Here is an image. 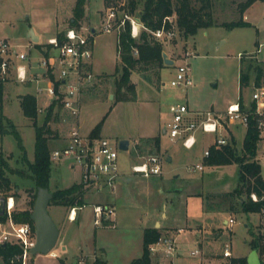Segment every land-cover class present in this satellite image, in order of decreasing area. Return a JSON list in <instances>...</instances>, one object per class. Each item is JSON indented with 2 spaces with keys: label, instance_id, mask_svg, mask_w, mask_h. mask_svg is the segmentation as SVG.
I'll list each match as a JSON object with an SVG mask.
<instances>
[{
  "label": "rangeland",
  "instance_id": "rangeland-1",
  "mask_svg": "<svg viewBox=\"0 0 264 264\" xmlns=\"http://www.w3.org/2000/svg\"><path fill=\"white\" fill-rule=\"evenodd\" d=\"M143 1H134L137 3L136 12L143 9ZM246 1L212 0L214 22L221 26L239 22L242 17L244 19L240 5ZM77 2L78 0H0V39L7 40L15 54H27L28 61L22 64L27 67L31 65L41 74L44 69H39L37 64L43 59L40 52L46 55L57 53L54 47L48 45L50 39L57 38L61 45L70 28L81 25L100 28L107 8L115 4L114 0H87L83 17L77 18L74 12ZM130 12L136 14L131 8ZM249 19L254 27L234 30L212 27L200 30L196 36L188 39L179 31L174 41L160 42L164 53L168 55V59L175 61V65L166 66L161 72V81L156 79L155 71H150L148 75L154 78V85L146 82L141 75L134 74L132 82L136 86V96L129 101H121L123 93L132 98V92L123 90L121 93L118 87L121 61L117 34L96 35L92 60L96 80L82 95L78 118H72L62 105L56 106L55 116L49 124L53 132L49 136V149L52 153L64 147L68 134L75 127L79 128L82 135L87 136L101 124L100 138L111 141L117 148L121 140L131 142L128 152L118 148L123 176L121 185L117 186L115 193L87 192L84 196L85 205L81 207L76 222L68 220L71 208L51 204L49 214L60 231L58 243L53 249L58 257L35 256L30 253L26 260L23 258V262L77 264L83 257L88 258V264H92L94 259L98 261L95 264H130L142 257L146 227L153 226L158 220L164 228L173 229L172 234L176 236L179 231L175 229L184 231L177 237V257L172 261L165 260L164 264H228L223 257L226 244L231 246L237 259H248L253 252L252 234L256 237L264 235L263 213L231 215L236 224L228 227L224 225V221L229 220L230 215L219 212L214 216L207 214L202 197L193 195L197 193L205 197L209 193L233 191L239 179L238 165L216 169L207 167L204 153L214 144L216 136L199 132L197 145L194 149L187 150L182 142H172L164 134V129L171 120L170 108L173 105L186 104L191 112L214 111L223 114L230 105L240 103L241 99L246 103L252 101L255 90L253 86L241 88V70L242 62L246 64L251 59L260 61L258 58L264 60V3L255 4L249 13ZM176 21L178 27L177 17ZM31 31L40 36L39 46L31 41ZM187 54L192 56L186 58ZM14 62L20 64L16 58ZM14 62L10 63L12 68L5 73L0 68V75L6 81L5 85L7 84L3 109L4 115L17 128L25 153L21 151L14 135L2 136L1 132L0 153L13 170L30 175L25 158L32 163L35 160L36 128L24 115L20 99L24 97L22 95L37 97V123L41 127L53 98L46 92L38 93L36 83H18L13 70ZM184 64L191 67L194 85L189 88L172 87L177 67ZM46 86V82L41 85L42 88ZM6 129L10 131L7 125ZM228 134L232 142L235 141L232 147L241 153L247 128L237 124L227 125L223 135ZM143 136H156L160 142V151L154 143H148L145 139L135 142ZM154 156L162 158L160 175L144 177L133 173L134 165ZM168 157H172L173 161L168 162ZM257 158L264 178V139L258 145ZM71 165L66 160L52 161V194L81 183L80 171L72 169ZM196 165L203 166L204 171L190 172L189 168ZM8 176L12 189L8 193L0 192V209L2 201L9 199L14 200L15 208L11 215L5 212L9 219L5 223L0 222V236L5 231L12 232L10 221L13 213L28 211L33 214L37 199V187L33 181L18 175ZM97 204L117 206L116 214L112 217L113 224L95 227L92 205ZM160 233L161 236L164 235ZM261 246H264V241ZM194 251H199L201 255L191 257ZM258 254L264 264V251ZM152 261L157 264L155 259Z\"/></svg>",
  "mask_w": 264,
  "mask_h": 264
},
{
  "label": "built area",
  "instance_id": "built-area-1",
  "mask_svg": "<svg viewBox=\"0 0 264 264\" xmlns=\"http://www.w3.org/2000/svg\"><path fill=\"white\" fill-rule=\"evenodd\" d=\"M114 1L115 4L107 8L106 17L100 28H91L88 25L70 28L61 45L57 38L50 39L48 45L54 47L57 53L55 55L50 53L37 63L39 69H44L41 74L37 71L33 72L30 66L22 64L28 61L27 54H15L10 43L5 39H0L1 70L4 73L10 70L12 68L10 63L14 62V58H16L20 64L14 62L13 70H15L18 83H36L38 93L46 92L53 98V102L57 101L61 104L72 118H78L82 107V95L96 80L92 67L96 35L115 33L119 42V36L127 26L135 40L140 38L143 31H148L141 20L143 12H136V10V14L130 12L132 3L136 0ZM167 24L170 26L169 29L166 27ZM178 33L176 16H173L166 18L164 26L152 34L159 42H172L178 37ZM135 55H138L137 51ZM191 56V54H187L186 58ZM176 71V77L171 82L172 87L189 88L194 85L191 67L188 64L178 66ZM45 82L47 86L42 88L41 85ZM253 101L256 103L255 109H243L241 104L237 103L230 105L225 114H218L214 111L191 112L186 104L173 105L170 108L171 120L165 127V135L172 142H182L183 147L187 150L195 148L199 132L216 136L214 144L204 153L205 158L210 157L211 149L220 150L230 145L231 140L228 135H223L227 125L237 124L249 128L253 120L260 139H264V89L255 91ZM118 148L107 139L82 135L79 128L75 127L69 133L67 144L51 153V160L53 162L70 161L72 169L80 171V185L87 192L115 193L118 181L122 177ZM132 171L134 174L144 177L158 176L162 173V158L150 157L141 164L134 165ZM189 171L192 173L203 172L204 167L196 165L189 168ZM10 200H7L6 212L11 215L15 207L11 208ZM252 200L258 202L257 196L252 195ZM93 212L95 227L99 228L108 223H114L112 217L115 216L116 209L113 206L93 205ZM262 213L264 215V211ZM68 220L70 222L77 220V208L71 210ZM235 224L236 220L233 218L227 221L228 227H233ZM0 226H2L1 223ZM11 228L12 232L5 231L0 236V246L7 244L20 246L24 251L23 262V258L26 260L36 245V232L30 224L15 225L12 220ZM183 232V230H179V235ZM150 253L157 264H164L165 260H174L178 255L177 236L174 234L162 236L157 243L150 247ZM49 255L58 257V254L53 251ZM199 255H201L199 251L191 253V257ZM223 257L228 261V264H238L229 244L225 245ZM87 259L82 257L77 264H88ZM25 260L23 264H26ZM94 262L97 260L94 259L92 264H95Z\"/></svg>",
  "mask_w": 264,
  "mask_h": 264
},
{
  "label": "trees",
  "instance_id": "trees-1",
  "mask_svg": "<svg viewBox=\"0 0 264 264\" xmlns=\"http://www.w3.org/2000/svg\"><path fill=\"white\" fill-rule=\"evenodd\" d=\"M86 1L78 0L74 11L77 18L83 17ZM257 2L264 3V0H247L240 5L242 15ZM141 4L143 6L141 20L148 31H143L139 40H135L131 36L129 26H127L126 30L122 31L119 36L118 54L121 61V78L118 87L121 93H123V90H126V92L130 91L133 94L132 98H128L123 93L121 101L133 100L136 96V86L132 82L134 74L141 75L146 82L154 85V78L148 75V73L155 71L156 79L161 81V71L167 68L163 58L164 47L162 43L153 37L152 33L164 26L166 18L173 16L178 18V30L186 39L196 36L200 30L212 27H224L229 30L253 27L250 23L244 21L243 17L239 22L225 23L218 26L213 19L212 0H144ZM136 7L137 3H132L134 11ZM166 27L169 29V24ZM136 51L138 52L137 56L135 55ZM1 62L2 60L0 59V68ZM240 80L242 89L251 88L252 86L255 91L264 89V61L251 59L246 64L242 62ZM5 83L6 81L0 75V132L2 136L14 135L19 141L21 151L25 153L16 126L4 115ZM56 106L61 107V104L57 101L52 103L47 111L44 125L39 127L37 123L39 116L37 98L33 95L22 97L21 108L23 113L32 121L33 126L36 128L35 160L32 163L25 158V163L30 172V175H27L24 171L13 170L8 160L0 153L1 193H8L12 189V183L8 175H18L19 177L33 181L37 187V193L40 188L50 189L52 160L49 149V136L53 132L49 124L55 116L54 111ZM251 108H256L255 102L252 103ZM6 125L10 128V131L6 129ZM101 127L102 125L99 124L92 131L91 136L99 138ZM260 141L256 124L252 120L249 128H247L241 153L232 147L235 141L220 150L211 149L210 157L204 160L208 167L238 165L240 177L238 186L233 192L210 195L204 199L205 209L208 213L219 212L248 216L260 214L264 211V178L262 176V166L257 158ZM146 142L154 143L157 150H159L160 142L158 138L147 139ZM86 193L87 190L83 189L80 184L66 190H58L53 193L51 204L71 209L81 208L85 205L84 196ZM252 195L257 196L258 202L252 200ZM31 216L32 214L28 211L18 214L13 213L12 220L15 224H30L35 231ZM8 219L7 214L0 216V222L2 223H5ZM161 237L159 229H147L144 234L143 255L131 264H154L150 247L157 243ZM262 241H264V235L256 237L252 234V250L263 252L264 246L260 247ZM23 253V249L18 245L7 244L0 246V264H23ZM235 261L238 264H248L247 258Z\"/></svg>",
  "mask_w": 264,
  "mask_h": 264
},
{
  "label": "water",
  "instance_id": "water-1",
  "mask_svg": "<svg viewBox=\"0 0 264 264\" xmlns=\"http://www.w3.org/2000/svg\"><path fill=\"white\" fill-rule=\"evenodd\" d=\"M29 37L34 44L39 43V38L34 35L33 32L30 33ZM163 58L166 66L173 67L175 65L173 60L168 59V55L166 53L163 54ZM112 98L113 96H111V99ZM119 149L125 152L130 151V141L121 140L119 142ZM52 201L53 194L50 189H38L34 212L31 216V219L35 225L37 237L36 245L32 249V255H49L58 243L60 231L57 228L53 218L49 214V207ZM7 204V200L2 201L0 216L5 214ZM248 264H262L257 251H253L248 257Z\"/></svg>",
  "mask_w": 264,
  "mask_h": 264
},
{
  "label": "crops",
  "instance_id": "crops-1",
  "mask_svg": "<svg viewBox=\"0 0 264 264\" xmlns=\"http://www.w3.org/2000/svg\"><path fill=\"white\" fill-rule=\"evenodd\" d=\"M256 4V3H255ZM255 4L251 7V8H249L246 12H245V14H244V21H246V22H248V23H250L253 27H254V25L250 22V19H249V13L251 12V10L254 8V6H255ZM31 32H33V31H31ZM30 32V33H31ZM34 33V35H36L38 38H39V43H40V36H38L35 32H33ZM38 43V44H39ZM38 44H36L37 46H39ZM40 56L43 58L44 56H46V54H43L42 52H40ZM242 56V55H241ZM240 56V57H241ZM257 58H258V56H257ZM260 61H264L263 59H260V58H258ZM174 61V60H173ZM175 62V61H174ZM30 67H31V69L33 70V72H36V70H34L33 69V67L30 65ZM164 70V69H163ZM162 70V71H163ZM161 71V72H162ZM31 84H34V83H28V84H24V85H31ZM135 84V83H134ZM7 85V84H6ZM6 85H5V88H6ZM254 95V94H253ZM22 96H26V95H22ZM34 96V95H33ZM20 97L21 96H19V99H20ZM253 97V96H252ZM37 98V97H36ZM254 101H253V98H252V101H250V102H248V103H246L245 101H244V99H241V102H240V104L242 105V107H243V109H250L251 108V105H252V103H253ZM20 104H21V99H20ZM229 108V107H228ZM217 113V112H216ZM218 114H222V113H218ZM223 114H225V113H223ZM164 131H165V129H164ZM230 134H232V132L230 133ZM91 135V134H90ZM68 136H69V134H68ZM68 136H67V139H68ZM228 136H229V134H228ZM232 136V135H231ZM233 137V136H232ZM100 138V137H99ZM157 137L156 136H143V137H140L139 139H136V141L135 142H138L139 140H147V139H156ZM230 138V137H229ZM231 140V139H230ZM134 142V143H135ZM231 142H232V140H231ZM130 149H131V142H130ZM159 151H160V148H159ZM204 160H205V158H204ZM167 161L168 162H172L173 161V158L172 157H168V159H167ZM232 166V165H231ZM208 167V166H207ZM218 167H221V166H215V167H209L210 169H216V168H218ZM123 177V176H122ZM122 177H121V179L118 181V184H117V186L120 184L121 185V180H122ZM239 177H240V173H239ZM238 183H239V179H238ZM238 183H237V186H238ZM237 186H236V188H237ZM235 188V189H236ZM69 189V188H68ZM234 189V190H235ZM66 190V189H65ZM233 190V191H234ZM233 191H226V192H222V193H209V194H206L205 195V197L202 195H200V194H197V193H195V194H193V195H195V196H199V197H202V200H203V208L205 209V202H204V199L207 197V196H210V195H221V194H225V193H230V192H233ZM106 192V191H105ZM91 193H95V194H100V193H97V192H91ZM101 193H104V192H101ZM97 205H100V204H97ZM109 206H113L115 209L117 208V206L116 205H109ZM92 208H93V205H92ZM80 210H81V208L79 209V208H77V220H78V217H79V212H80ZM205 211H206V209H205ZM70 212H71V209H70ZM206 213L207 214H209V215H215L217 212H214V213H208L207 211H206ZM70 214V213H69ZM227 214V213H226ZM228 215H233V214H228ZM69 216V215H68ZM231 218H233L232 216H231ZM230 218V219H231ZM227 221L228 220H225L224 221V225H226L227 226ZM76 222V221H75ZM10 224H11V221H10ZM116 224V223H115ZM247 227V226H246ZM147 229H159L160 230V232H162L164 235H162V236H165V235H168V234H172L173 232H174V230L173 229H168V228H164L163 226H162V223H161V221H156L154 224H153V226H149V227H146V229H145V231L147 230ZM165 229V230H164ZM175 230H181V229H175ZM145 231H144V234H145ZM179 236V235H178ZM177 236V237H178ZM143 238H144V236H143ZM143 242H144V239H143ZM143 249H144V244H143ZM143 255V254H142ZM152 259H155V258H153L152 257ZM239 259H242V258H239ZM135 260H137V259H135ZM135 260H133V261H135ZM132 261V262H133ZM131 262V263H132ZM106 263V262H105ZM130 263V264H131ZM107 264V263H106Z\"/></svg>",
  "mask_w": 264,
  "mask_h": 264
},
{
  "label": "bare ground",
  "instance_id": "bare-ground-1",
  "mask_svg": "<svg viewBox=\"0 0 264 264\" xmlns=\"http://www.w3.org/2000/svg\"><path fill=\"white\" fill-rule=\"evenodd\" d=\"M10 205H11V208H14L15 207V202L13 199L10 200Z\"/></svg>",
  "mask_w": 264,
  "mask_h": 264
}]
</instances>
